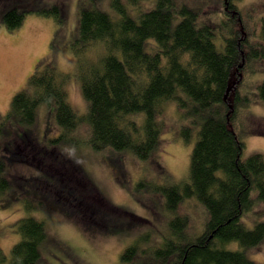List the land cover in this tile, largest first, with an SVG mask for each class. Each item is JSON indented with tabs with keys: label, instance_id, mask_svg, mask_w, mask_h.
I'll return each instance as SVG.
<instances>
[{
	"label": "trees",
	"instance_id": "obj_1",
	"mask_svg": "<svg viewBox=\"0 0 264 264\" xmlns=\"http://www.w3.org/2000/svg\"><path fill=\"white\" fill-rule=\"evenodd\" d=\"M140 1L146 0H110L116 20L95 6L79 10L77 36L69 46L87 104L84 116L76 115L67 104L64 77L47 65L12 97L0 119V202L17 201L29 213L51 205L48 194L39 191L33 180L11 185L5 173L7 163L29 164L28 155L18 152L20 142L28 141L29 135L26 130L17 132L18 127L29 129L34 124L40 104L51 107L62 131L51 143L68 147L88 143L98 151L105 147L129 150L145 161L159 146L162 106L172 102L196 129L188 181L137 183L136 188L162 195L164 209L172 217L166 220V232L157 244L141 248L139 241L150 239L147 233L141 235L121 253V263L257 264L244 250L263 240L264 221L249 228L241 219L257 203H264V159L258 153L243 159L245 144L236 119L250 102L239 92L246 68L264 59V21L257 35L250 31L236 6L240 0L222 1L224 18L217 25L198 21L196 10L175 0H157L150 9L132 16L128 6ZM20 8L14 6L1 17L9 31L18 28L29 12ZM37 14L62 18L53 7ZM251 35L256 42L250 40ZM256 89L257 100L264 105V81ZM81 123L89 127V136L76 140L71 133ZM181 128L184 142H189V125ZM47 175L42 171L40 176L46 185L59 187ZM53 187L50 193L60 197L54 199L57 211L69 220L81 217L72 206L78 193ZM193 197L205 209L206 221L202 232L190 237L188 217L180 215L178 208ZM29 213L15 224L19 239L8 257L0 248V264H37L48 235L43 221ZM103 222H95L98 229L108 228Z\"/></svg>",
	"mask_w": 264,
	"mask_h": 264
},
{
	"label": "rangeland",
	"instance_id": "obj_2",
	"mask_svg": "<svg viewBox=\"0 0 264 264\" xmlns=\"http://www.w3.org/2000/svg\"><path fill=\"white\" fill-rule=\"evenodd\" d=\"M156 1H140L134 7L128 6V12L137 16L139 12L150 9ZM175 1L196 10L198 21L205 24L217 25L224 18L223 0ZM14 6L29 12L18 28L9 31L1 17ZM92 6L113 20L118 18L110 7V0H0V119L8 112L12 97L46 65L64 77L67 104L79 117L85 115L87 104L78 82L77 60L73 47L69 45L77 36L80 8ZM236 6L246 19L249 30L257 35L264 21V0H240ZM51 7L56 9V15L61 14V19L37 14ZM250 40L256 42L253 35ZM262 81L264 59L255 60L246 68L239 88V92L248 96L250 101L236 119L245 144L243 159L254 153L261 154L264 159V105L257 100L256 89ZM51 110L50 106L40 104L34 124L29 129L18 127L17 133L22 134L26 130L29 135L28 141L20 142L21 150L18 152L28 155L30 162L28 165L7 163L5 171L11 185L33 180L39 191L48 194L51 205L29 213L17 201L0 202V248L3 253L8 257L10 249L18 241L15 224L27 213L43 221L48 235L37 264H123L121 253L137 242L141 235L147 233L150 238L148 242L139 241L141 248L157 244L172 215L165 211L162 195L146 188H136V185L140 180L165 185L188 181L190 153L197 138L191 122L181 117L172 102L164 104L158 117L159 146L149 159L143 161L129 150L119 152L105 147L98 151L86 145L88 143L69 144L71 147L51 143L62 132L55 124ZM134 120L137 122V118ZM185 125L190 127L189 142H184L181 135V127ZM12 129L16 130V127L12 126ZM71 136L83 140L89 136V127L81 123ZM27 146L32 148L24 153ZM42 171L49 175L47 178L56 179L59 187H50L51 183L47 186L40 177ZM52 187L68 188L73 194L78 193L79 199L72 205L75 212L81 214V217L79 214L75 216L78 221L69 220L57 211L54 199L60 200V197L50 193ZM178 213L188 217L187 236L195 237L202 232L206 212L194 197L185 200ZM241 220L249 228L264 221V203H257ZM102 221L108 228L102 226L98 229L95 222L101 225ZM230 248L236 249V244H231ZM244 252L251 261L264 264V238L257 246Z\"/></svg>",
	"mask_w": 264,
	"mask_h": 264
}]
</instances>
